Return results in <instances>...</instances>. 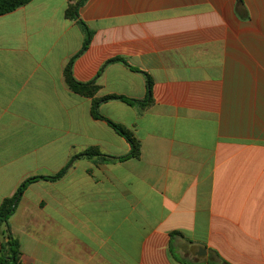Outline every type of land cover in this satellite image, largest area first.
<instances>
[{
	"label": "crops",
	"instance_id": "1",
	"mask_svg": "<svg viewBox=\"0 0 264 264\" xmlns=\"http://www.w3.org/2000/svg\"><path fill=\"white\" fill-rule=\"evenodd\" d=\"M76 1L0 16V206L89 149L132 150L65 83ZM79 18L74 79L137 101L150 80L152 103L98 109L138 157L29 184L8 221L20 264H264V0H86Z\"/></svg>",
	"mask_w": 264,
	"mask_h": 264
},
{
	"label": "trees",
	"instance_id": "2",
	"mask_svg": "<svg viewBox=\"0 0 264 264\" xmlns=\"http://www.w3.org/2000/svg\"><path fill=\"white\" fill-rule=\"evenodd\" d=\"M31 1L32 0H0V16L11 13L22 6L27 5ZM85 1L86 0H77L74 4H70L65 11L66 18L69 20L76 21L85 33V41L83 44V48L74 57H72L69 60L68 64L66 65V68L64 70L65 83L74 93L93 99L92 109H91L92 116L97 120H103L107 122L116 131V133H118L121 137H123L130 144L132 150L130 154L122 158H111L109 156H105L101 154L96 148H92V149L87 150L84 153L74 156L71 159L68 166L65 169H63L60 173H58L57 175L53 177H48V178L33 177V178H30L24 181L21 184V186L18 188L14 196L11 198H6L0 206V236L6 240V242L2 244L0 264H20L21 263V253L19 251V245L17 241L14 240L11 235L8 221L10 217L14 214L16 210V206L18 202L20 201L22 195L25 193L29 184H31L34 181H37L38 179H48L52 181L61 179L71 169V167L73 166V163L81 157H89V158L90 157H100L103 159L124 160V159L131 158V157H138L140 153V142L136 139V137L124 126L116 124L104 118L99 113L98 109L101 103L110 101V100H122L129 104H140L143 106H149L152 103L151 81L148 80L147 99L145 101H137V100L127 99V98L115 96V95H111L105 98L98 99L96 98V94L98 92V86H96L94 82L80 83V82H77L73 77L72 67H73L74 61L79 55H81L88 49L92 41L93 34H94V31H92L87 26V24L79 18V10L82 7V5L85 3ZM114 62H120L128 66V63L123 58H114V59L109 60L107 63L109 64V63H114ZM2 227H5V228L3 229Z\"/></svg>",
	"mask_w": 264,
	"mask_h": 264
},
{
	"label": "rangeland",
	"instance_id": "3",
	"mask_svg": "<svg viewBox=\"0 0 264 264\" xmlns=\"http://www.w3.org/2000/svg\"><path fill=\"white\" fill-rule=\"evenodd\" d=\"M3 229L5 228V227H2Z\"/></svg>",
	"mask_w": 264,
	"mask_h": 264
}]
</instances>
